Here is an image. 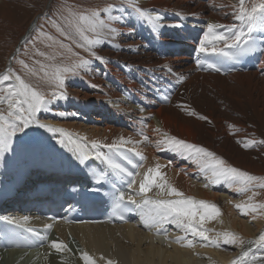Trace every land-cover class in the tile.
<instances>
[{
  "label": "bare ground",
  "instance_id": "1",
  "mask_svg": "<svg viewBox=\"0 0 264 264\" xmlns=\"http://www.w3.org/2000/svg\"><path fill=\"white\" fill-rule=\"evenodd\" d=\"M48 1L22 35L26 37L16 44L9 56L4 69L13 74L10 84H15V76L19 75L40 91L45 87L21 73L15 58L34 33L39 18L54 10V0ZM135 2L153 15L159 14L163 18L161 23L167 26L153 32L152 36V25L139 16L129 5V0L115 1L112 8L120 7L117 11L122 13L119 15L122 19L118 23L120 34L115 36L110 47L114 64L108 65L104 58L100 60L91 56L87 69L78 68L69 74L70 84L57 91L58 96L63 92L65 98L51 100L47 109L38 112L36 119L39 123L26 128L22 139L11 137L15 156L11 158L7 151L0 154V184L5 182L8 185L4 187L15 188L13 176L17 170L42 169L33 154L26 153L27 150H34L39 155L37 161L48 164L52 159L60 160L57 153L61 148L66 155L60 160L62 165L58 166L63 171H69L83 156H93L103 161L106 172L121 187L124 195L132 196L139 203L142 200V195L138 194L140 181L149 168L160 164L164 166L161 171L166 174L169 184L185 197L208 201L220 209V215L204 225L213 229L207 233L209 237L217 238L218 233L230 232L245 243L227 244L221 235L218 245L205 246L206 242L200 237L185 233L175 224L166 223L159 230L157 225L146 226L140 208L138 220L122 225L40 224L35 217L29 216L27 218L32 220L33 227L42 228L38 245L44 251L43 257L26 252L27 249L4 248L0 250V264H90L83 257L84 252L96 264H107L108 260L115 264H232L242 251L249 248L251 251L244 258L245 264H264V246L249 243L257 241L264 233V209L252 211L236 207L241 203H254V195L250 191H238V183L223 180L212 183L208 178L210 173L202 171V166L186 153L174 152L159 144L167 134L206 148L223 159L226 165L231 164L228 166H241L259 175L264 173L263 143L255 141L250 135L251 130L249 132L244 126L247 122L256 121L264 126V90L256 89L264 86V28L257 26L252 33L260 44L256 68L224 76L198 68L199 58L204 53L199 49V42L209 23L228 25L236 22L233 11L239 0ZM145 31L153 37V42L146 40ZM93 50L97 56L104 52L101 44L93 46ZM79 83L83 85L81 91ZM192 112L196 115L190 114ZM40 124L50 125L58 131L51 132ZM121 137L130 142L119 152L107 147L120 142ZM38 138L42 143L37 144ZM251 141L255 143L244 147L245 142ZM99 152L121 163L133 176L111 168L97 155ZM76 175L79 174L66 175V181L75 179ZM33 176L35 182L45 178L41 170L33 171ZM58 176L55 174L56 179ZM130 180L135 181L131 186ZM21 192L27 199L16 204L19 200L12 198L18 207L11 209L6 206V211L20 214L21 206L31 203L28 191L24 189ZM146 196L153 199L177 198L168 196L166 191L160 192L156 187ZM189 240L192 247L186 246ZM53 241L66 244L67 248L58 250L53 247Z\"/></svg>",
  "mask_w": 264,
  "mask_h": 264
},
{
  "label": "snow or ice",
  "instance_id": "2",
  "mask_svg": "<svg viewBox=\"0 0 264 264\" xmlns=\"http://www.w3.org/2000/svg\"><path fill=\"white\" fill-rule=\"evenodd\" d=\"M129 5L138 12L141 18L152 25L153 31L167 26L161 23L163 18L159 14L153 15L147 9L141 8L135 0H129ZM112 7L113 5H109L104 9L84 11H74L69 8V15L64 17L68 25L67 30L59 24H54V26L62 36H66L69 40L74 38L79 39V46L86 48L93 57L103 59V57L97 56V53L93 50V46L101 44L107 37H114L120 34L118 29L109 27L106 19L120 20L122 17L102 18L101 16L102 12H111ZM233 16L236 22L232 24L209 23L207 25V31L203 39L199 42L201 52L211 51L226 60H236L241 54L254 50L253 45L255 44V40L252 37V33L257 26L264 28V0H239L238 5L234 6ZM41 35L53 41L54 44L58 43L60 47L66 48L69 52L72 51L71 46L64 44L63 41H57L55 37L47 33H42ZM37 38L39 39V37ZM40 55L43 56L45 53L41 52ZM76 55L79 54L76 53ZM49 59L54 60L55 56H49ZM20 63L30 72L36 74L35 70L30 69L23 60ZM37 63H40V61H37ZM198 63L202 62L198 61ZM88 64L89 60L87 59H80L71 66L41 64V71L45 73L44 79L49 83H55L57 88L63 89L66 79L65 74L75 72L78 68H84ZM209 66L219 71L216 64ZM49 68L52 70L49 71ZM11 79L13 77L9 72H6L0 75V84ZM15 80V84H8L6 88H0V92L4 93V95H0V103L6 102L8 105L7 114L0 111V154L9 150L11 137L15 136L17 132L24 131V129L33 123H39L36 119V114L42 109H47V105L51 100L65 98L63 92H60L59 96H57L56 92H53L52 96L48 97L43 91L25 82L19 75L15 76ZM190 114L196 115L195 112ZM201 119L206 120L207 117H201ZM39 126L47 127L51 132L58 131V129L50 125L40 124ZM129 142L121 137L120 142L107 145V147L119 152ZM251 143H255V141L245 142L244 147H249ZM261 143H264V141H261ZM159 144L162 148H167L168 150L181 154L186 153L189 158L202 166V171H205L206 174L210 173L208 178L212 183H220L222 180L229 183H238L240 185L238 191L242 193L249 191L253 187L264 188V176H254L235 167L228 166L223 159L218 158L215 153L208 151L206 148L188 143L174 136H168L167 134H164V139ZM93 146H96L95 143ZM97 155L107 161L111 168L120 173H125L129 177L133 176L132 172H129L127 168L111 156L105 155L102 152L97 153ZM128 163H132V161L128 160ZM162 167L164 166L156 164L155 167L149 168L144 174L139 184L138 194L142 195V200L139 203L132 196L127 197L132 204L142 210L143 223L146 226L151 227L157 225L159 230V227L166 223L175 224L177 227L182 228L185 233H191L194 237H200L206 242L205 246L218 245L220 242L219 236L221 235L227 244L243 245L245 243L239 236L230 232L218 233L217 238L209 237L207 233L213 231V229L206 228L204 225L206 221L219 216L220 209L208 201L185 197L176 187L169 184L166 179V174L161 171ZM100 178L104 179V176L101 175ZM133 183L135 181L130 180L129 186ZM153 187L158 188L160 192L166 191L168 196L174 195L177 198L153 199L147 197L146 194ZM124 199L125 196L121 193L119 202L116 204L117 210L120 208V202ZM249 200H252V197H249ZM236 207L242 210L251 209L252 211H256L258 208H264V203H241L237 204ZM24 219L27 220L28 218L25 217ZM47 227L51 228L52 225H47ZM249 243H258L264 246V233L259 236L257 241H250ZM186 246L192 247V241L189 240ZM53 247L63 251L67 248V245L62 242L53 241ZM250 251V248L242 251V254L236 260H233L232 264H245L244 258L249 256ZM83 257L86 261H90V264H96V261L87 252L83 253ZM107 264H115V262L108 260Z\"/></svg>",
  "mask_w": 264,
  "mask_h": 264
},
{
  "label": "rangeland",
  "instance_id": "3",
  "mask_svg": "<svg viewBox=\"0 0 264 264\" xmlns=\"http://www.w3.org/2000/svg\"><path fill=\"white\" fill-rule=\"evenodd\" d=\"M71 1H76V0H54L53 2L54 10L53 11L51 10L44 16L40 17L35 33L24 44L23 48L21 49V51H19V53L15 58V64L18 65L20 70L24 73V75H26L27 78L32 79L33 81H37V82L39 81L41 83L40 85L45 86L42 89V91L48 97H51L53 92L57 93L59 88H57V85L55 83L52 84L49 83L47 80L44 81L40 79L45 76L44 71H41V64L68 66L71 62L74 64L80 59L88 60L92 56L91 53L86 48H81L79 46L80 44L79 39L75 41L76 42L75 44L67 43L65 39L68 38L66 36H62L57 31L54 24H59L62 28H65L67 30L68 25L66 24L64 17H67L69 15L68 12L69 8H71L72 10L75 9L74 11L92 10L96 8L104 9L108 7L110 4L112 5L113 1L116 0H107V2L105 3H103V0H80V3L81 2L86 3L83 6L84 8L82 10L80 6H76V5L70 6L72 3ZM47 2L49 1L48 0H0V73L1 74L7 72L4 68L6 67V64L8 62L12 50L16 47V44L19 42L22 35L27 31V28L30 26V23H32L34 16L44 9V7L47 5ZM118 8L115 9L112 8L113 10L111 9V12L106 13V17H120L119 15H121L122 13L117 11ZM58 16L60 17V20H57ZM107 21H109L110 23ZM119 22L120 20L106 19V23L109 25L110 28L115 27L117 29H120V25L118 24ZM51 26L55 27V29L52 30V34L56 33L52 36L55 37L57 41H63L64 44L70 45L72 48L71 52H69L66 48L60 47L58 43L54 44L53 41H50L45 36L41 35L42 33L50 34ZM153 32L156 33L158 32V30L153 31L152 28L151 31L152 36H153ZM145 35L146 37L148 36L146 40L153 42L154 40L153 37H150L146 31H145ZM37 37H39V39ZM121 38H123V36H121ZM136 38H141V36ZM109 39L110 37L105 38L101 43V47L104 50V52L98 54V57H103L104 58L103 61H105L108 65L112 66L114 64L113 61L115 59L113 58L114 54L113 55L111 54L112 50L110 47L112 45L111 42L113 41V39H115V36L112 37L111 41H109ZM106 41L108 44L106 43ZM76 48L78 49V51L75 50ZM151 51L154 52V50ZM41 52L45 53V55L41 56L40 55ZM76 53H78L79 55H76ZM115 54L116 56H118L116 52ZM53 55L55 56V59L54 60L49 59V56H53ZM21 60H23L29 66L30 69H34L36 74H33L28 69H26L20 63ZM37 61H40V63H37ZM87 67L88 65L85 67V69H87ZM48 70L51 71L52 69L49 68ZM70 73L73 74V72H69L65 74L66 79L64 83H66L67 86L70 84L68 82V80H70L69 77L71 76V75L68 76ZM10 75L13 76L12 73H10ZM82 76L83 75H81V78ZM81 78L79 80H81ZM11 80L5 81L2 84H0V88H6L7 85L11 83L10 82ZM79 84L82 85L81 83ZM82 89H83V85L82 87H80L79 91H81ZM256 89H260L261 91H263L264 86L263 85L258 86ZM0 95H4V93L0 92ZM7 109H8V105L6 102L0 103V111H3L5 114H7ZM258 123L260 122L259 121L247 122V124H245L244 126L245 127L247 126L246 128L248 129L249 132L251 130L250 135L254 138V140L257 141L258 143H261V141H264V137H262L264 136V126L259 125ZM25 133H26V129H24V131L22 132H18L17 136L19 138H23ZM262 146H264V143L261 144V147ZM250 149H254V148H250ZM228 165L231 164L228 163ZM237 169L243 172H247L254 176H258V177L264 176V173L259 175L257 173L250 172L248 169L241 166L237 167ZM249 191L253 195L255 193L254 203L256 204L264 203V188L253 187L250 188ZM43 252H44L43 250H39L36 255L38 257H43Z\"/></svg>",
  "mask_w": 264,
  "mask_h": 264
},
{
  "label": "crops",
  "instance_id": "4",
  "mask_svg": "<svg viewBox=\"0 0 264 264\" xmlns=\"http://www.w3.org/2000/svg\"><path fill=\"white\" fill-rule=\"evenodd\" d=\"M116 1H117V0H116ZM71 2H72V3H71L70 6H73V5L80 6L81 10L84 8L83 6L86 4V3H82V2L80 3V0L71 1ZM105 2H107V0H103V3H105ZM114 2H115V1H113V4H112V5H114ZM110 5H111V4H110ZM96 9H97V8H96ZM74 10H75V9H74ZM104 15H106V13L102 12V13H101L102 18H103ZM57 20H60V17H59V16L57 17ZM50 28H51V29H50V34H49V35L52 36V35L56 34V33H53V34H52V30L55 29V27L51 26ZM77 40H78V39H75V38L72 39V40L65 39V41H66L67 43H73V44H75V43H76L75 41H77ZM75 50L78 51L77 48H76ZM72 64H73V63L71 62L68 66H71ZM20 71H21V70H20ZM21 73H23V72L21 71ZM23 74H24V73H23ZM25 76H26V75H25ZM42 76H44V75H42ZM68 76H69V75H68ZM40 79H42V80H44V81L46 80V79H44V77H43V78H40ZM52 84H53V83H52ZM64 84L66 85V83H64ZM54 85H55V84H54ZM49 93H50V92H49Z\"/></svg>",
  "mask_w": 264,
  "mask_h": 264
}]
</instances>
